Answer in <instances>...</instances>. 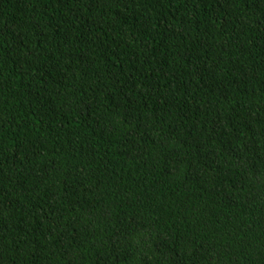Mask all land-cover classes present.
<instances>
[{"label":"trees","instance_id":"obj_1","mask_svg":"<svg viewBox=\"0 0 264 264\" xmlns=\"http://www.w3.org/2000/svg\"><path fill=\"white\" fill-rule=\"evenodd\" d=\"M0 264H264V0H0Z\"/></svg>","mask_w":264,"mask_h":264}]
</instances>
